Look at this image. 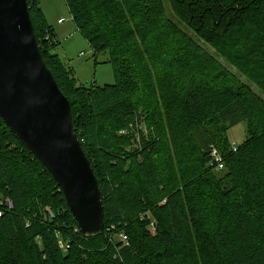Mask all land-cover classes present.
<instances>
[{
  "label": "trees",
  "instance_id": "trees-1",
  "mask_svg": "<svg viewBox=\"0 0 264 264\" xmlns=\"http://www.w3.org/2000/svg\"><path fill=\"white\" fill-rule=\"evenodd\" d=\"M25 1L97 180L104 231L90 239L75 231L53 178L0 119V199L13 203L0 208V264H264V0H168L259 94L219 64L195 65L206 54L162 0H64L115 77L78 85L40 0ZM144 110L146 134L127 152L130 138L118 133ZM242 121L246 138L233 152L227 131ZM210 146L220 172L207 167Z\"/></svg>",
  "mask_w": 264,
  "mask_h": 264
},
{
  "label": "water",
  "instance_id": "water-1",
  "mask_svg": "<svg viewBox=\"0 0 264 264\" xmlns=\"http://www.w3.org/2000/svg\"><path fill=\"white\" fill-rule=\"evenodd\" d=\"M0 119L53 178L81 236H101L98 183L69 102L41 56L25 0H0Z\"/></svg>",
  "mask_w": 264,
  "mask_h": 264
},
{
  "label": "rangeland",
  "instance_id": "rangeland-1",
  "mask_svg": "<svg viewBox=\"0 0 264 264\" xmlns=\"http://www.w3.org/2000/svg\"><path fill=\"white\" fill-rule=\"evenodd\" d=\"M167 18L178 27L183 33L188 35L192 41H194L202 51L206 54L204 58L196 59L192 58V62L196 63L199 68L210 70L213 63L219 64L233 74H235L240 80L248 84L252 89H254L258 94V90L250 84L244 76L237 71L229 62L223 57L218 51L213 47L202 41L191 29L186 27V25L177 19L170 10L168 0H162ZM41 11L44 14L47 24L55 31L59 46L55 50V53L62 60V62L72 69L73 74L77 80L78 85L91 86V85H107L113 84L115 81L113 67L110 63L109 54L106 52L93 56L91 48L88 45V42L84 37L75 29L73 25L70 13L64 3V0H40L39 5ZM64 19L62 24L58 23V19ZM210 59L211 62L207 64V59ZM264 99V96L260 94ZM141 103H145V100L140 99ZM142 108V107H140ZM144 111H138L136 120L132 122L133 124L139 123L142 126V130L145 135L146 125L143 121ZM127 128V127H126ZM123 131V130H122ZM120 131L118 136L130 138L131 141L129 147L126 148L128 152L130 149L135 148L137 145V136L136 132L133 130L129 131L128 134H122ZM247 124L245 121L237 123L234 126H231L227 131V139L230 145H240L246 138ZM141 134V135H142ZM206 148V147H204ZM221 175V174H217ZM153 233V232H152ZM117 239V237H116Z\"/></svg>",
  "mask_w": 264,
  "mask_h": 264
},
{
  "label": "built area",
  "instance_id": "built-area-1",
  "mask_svg": "<svg viewBox=\"0 0 264 264\" xmlns=\"http://www.w3.org/2000/svg\"><path fill=\"white\" fill-rule=\"evenodd\" d=\"M64 22V19H60L58 20V23L61 24ZM136 132V136H137V142L140 140V137H141V134L144 133L143 130H142V126L139 125V123H131L129 124V126L124 129L121 133L122 134H128L129 131L133 130ZM145 134H146V130H145ZM231 150L233 152H236L237 150V146L236 145H231ZM207 167L215 172H220L224 169V161H223V158H222V155L220 154V152L213 146H210L209 149H208V161H207ZM2 206H5L6 208L8 209H12L13 208V203L12 201H10L9 199H5V200H2L0 199V208ZM149 230L151 232H154L155 230V225H154V222H151L149 224ZM75 231H78V227L75 229ZM120 241L124 244H128V238L127 236L122 232L118 235ZM59 245H60V248H63L64 245L59 242Z\"/></svg>",
  "mask_w": 264,
  "mask_h": 264
},
{
  "label": "crops",
  "instance_id": "crops-1",
  "mask_svg": "<svg viewBox=\"0 0 264 264\" xmlns=\"http://www.w3.org/2000/svg\"><path fill=\"white\" fill-rule=\"evenodd\" d=\"M60 19H62V18H60ZM60 19H58V20H60ZM58 20H57V21H58ZM61 24H62V23H61ZM54 32H55V31H54ZM55 34H56V33H55ZM56 36H57V35H56Z\"/></svg>",
  "mask_w": 264,
  "mask_h": 264
}]
</instances>
